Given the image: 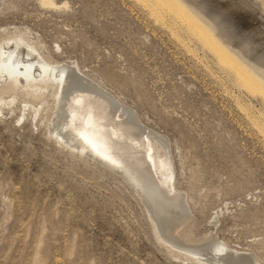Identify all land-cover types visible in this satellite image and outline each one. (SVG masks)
<instances>
[{"label":"rangeland","instance_id":"obj_1","mask_svg":"<svg viewBox=\"0 0 264 264\" xmlns=\"http://www.w3.org/2000/svg\"><path fill=\"white\" fill-rule=\"evenodd\" d=\"M52 1L0 0V38L22 34L44 58L75 63L80 79L66 99L86 85L107 92L115 119H130L142 138L156 135L171 156L176 196L162 186L147 194L58 142L66 108L51 92L1 84L0 264H264L262 97L237 85L175 10L153 13L141 0ZM255 1L186 0L240 57L264 68V0Z\"/></svg>","mask_w":264,"mask_h":264},{"label":"bare ground","instance_id":"obj_2","mask_svg":"<svg viewBox=\"0 0 264 264\" xmlns=\"http://www.w3.org/2000/svg\"><path fill=\"white\" fill-rule=\"evenodd\" d=\"M41 1L46 6H54L52 0ZM141 1L147 7L151 8V11L153 13L157 12L158 10L164 11V9L167 8L175 10L177 16L181 18L183 17L182 19H184L186 23L193 29L192 31L196 32V36L198 35L202 45L207 47L206 49L210 50L213 55L219 60V65H222L224 68L228 67L227 69L230 68L233 71V75L231 77L235 78V80L237 81H235L237 85L240 84L244 89H248V92L251 91L260 95L264 103V68L256 66V63L254 64L253 62L246 61L243 59V57H240L238 51H234L236 49L233 48V50L228 45L229 43H227V40L223 39L218 34L219 32H216L218 29L216 28L217 24L215 25V22H210L213 21L212 19L209 21V19H206V17L204 18V15L202 16L203 13L199 11L200 9H197L195 6L191 5V3H187L188 1L186 2V0ZM167 12H169V10ZM184 20H182V22ZM190 27L189 29L187 28L188 31L191 30ZM192 31L190 33H192ZM21 35H14L12 37L4 36L5 38H0V85L4 84L5 88L10 90L24 89L25 94L30 95H34L35 93H37L39 96H42L45 94V92H51L60 106L62 105L60 107V110L62 111V107L66 108V110H64L62 113L59 110V113L63 114L64 116V118H61L63 119L62 131H57L56 129V131L53 132L51 129V132L54 133L55 138L58 142L66 145H71L72 147L77 148V150H79L80 152H87L92 156L100 158L99 160L103 161V164L105 162L107 166L110 165L111 167H113V169L117 168L118 170H120L123 174V177L126 178V180L131 185L141 187L142 191L145 190L147 194L161 192L160 188L165 187L166 191H168L167 193H173L172 195L175 197L176 190L171 183L173 176V168L171 169V164L169 161L171 156L169 159H167L163 152H160L162 148L157 143L158 141H155L157 136L153 134H146L145 137L142 138V133V136H137V134H139L137 126L133 124L130 119H122L123 116L121 117L120 115H116L117 119H115V117L113 116L114 112H112L109 105V103L115 102L109 98L107 92L103 91L104 94H95V90L94 92L88 90L85 91L84 89H86V85V87L83 86L85 88L81 91L73 88L78 92L76 91L77 93L75 95H71L69 99H66L68 97H64L65 90H67L69 85H73L74 83H76V80L74 81V79H72L73 77H76V72H74V70H78L76 64L73 62L59 64L44 58V56L38 52L34 45L28 42ZM20 44L22 45L20 46ZM22 46L25 48H23ZM77 78H79V76ZM81 82L79 83L81 84ZM76 84L78 85V83ZM80 88L81 86H79V90ZM65 95H67V93ZM13 100L14 97L12 96L8 103H12ZM112 106L113 105H111V107ZM115 106L118 105L116 104ZM117 108L120 109V106H118ZM0 112H2L1 107ZM34 112L37 113L38 109H36ZM127 112H129V110ZM138 122L136 124H138ZM255 122L258 123L259 121ZM262 123H264V120L258 124V127H260V124ZM262 126L263 127L260 128L264 132V124ZM59 129L61 130V128ZM152 169L155 174L160 175L159 177L156 175L158 177L157 181L154 179L151 173ZM143 173L144 175H146L145 178L142 175ZM171 220L173 221V219ZM159 234L161 235V233ZM169 236L171 235L169 234ZM214 249L220 252V255L226 252V247L221 243H216V245H214ZM188 252L190 254L192 253L191 251ZM218 256L219 254H214V259L216 260V257ZM212 259L213 258H211V260ZM207 262L210 263V261ZM214 262V264H225L219 257Z\"/></svg>","mask_w":264,"mask_h":264}]
</instances>
